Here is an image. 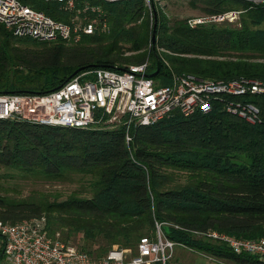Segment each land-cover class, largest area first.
Here are the masks:
<instances>
[{
  "label": "trees",
  "instance_id": "16d2710c",
  "mask_svg": "<svg viewBox=\"0 0 264 264\" xmlns=\"http://www.w3.org/2000/svg\"><path fill=\"white\" fill-rule=\"evenodd\" d=\"M199 1L209 14L239 10L236 24L192 27L187 19L169 24L161 6L152 3L150 13L144 0H88L101 7L109 31L82 33L76 42L17 37L0 24V93H46L80 72L121 70L145 57L149 72L160 62L153 78L162 85L170 83L171 70L264 80V4ZM23 2L63 22L73 15L57 1ZM129 51L140 54L125 55ZM247 100L258 106L260 121L250 123L221 108L188 117L175 113L131 128L128 145L123 127L83 129L0 118V166L20 176L68 182L88 177L85 196L48 202L43 194L36 197L38 191L18 200L0 195V219L16 223L45 214L50 233L62 229L68 243L78 238L77 247L92 258L114 247L133 249L140 237L154 235L156 221H167L182 227L162 226L174 242L231 264H264L192 232L210 228L241 238L264 236V95Z\"/></svg>",
  "mask_w": 264,
  "mask_h": 264
},
{
  "label": "built area",
  "instance_id": "2783aa9c",
  "mask_svg": "<svg viewBox=\"0 0 264 264\" xmlns=\"http://www.w3.org/2000/svg\"><path fill=\"white\" fill-rule=\"evenodd\" d=\"M43 1H57L60 8L73 12L69 22L56 20L23 0H0V24L17 37L39 41L76 42L82 33L109 31L99 5L89 4L88 0H81V7L76 6L79 0ZM247 1L264 4V0ZM157 2L144 0L150 13L152 3ZM88 11L96 15H82ZM239 12L229 10L188 22H221L226 17L237 18ZM148 67L147 61L128 64L121 70L100 67L80 72L46 93H0V118L83 129L123 127L127 145L131 128L175 113L188 117L221 108L250 123L260 121L258 106L247 97L264 95V80L244 76L213 79L171 72L170 83L162 85L160 79L146 75ZM192 232L225 244L235 254H250L264 262V236L241 238L210 228ZM178 244L156 225L153 236L139 238L135 253L131 248L114 247L105 256L92 258L79 247L62 241L58 232L50 233L43 215L16 223L0 219V264H165Z\"/></svg>",
  "mask_w": 264,
  "mask_h": 264
},
{
  "label": "rangeland",
  "instance_id": "374dc122",
  "mask_svg": "<svg viewBox=\"0 0 264 264\" xmlns=\"http://www.w3.org/2000/svg\"><path fill=\"white\" fill-rule=\"evenodd\" d=\"M157 4L162 7L163 14L168 19L169 24H171L174 20H179V19L180 20L187 19V23L190 24L188 20L192 18H198V17L206 18L207 16L211 15L209 13H205V11H202L201 9L202 5L199 0H158ZM228 18H231V17H226L223 20H221V22L235 25L238 20L237 19L238 16L237 18L235 17L233 19H228ZM204 22L206 23V22H215V21L206 20L203 22H196L195 24H190V25L193 27V26H196L197 24L204 23ZM221 22H216V23H221ZM139 52L140 51H129V52H126L125 55L138 56L140 54ZM157 52L162 55L169 54L163 48H157ZM172 55H175V54H172ZM143 61H147L150 63V59L148 57H145ZM128 64H131V63H128ZM171 72L178 73V72H175L174 70L173 71L171 70ZM181 73H185V72H181ZM101 128L111 129L112 127L108 126V127H101ZM18 174L19 173L15 169H10V168H5V167L0 166V195H5L9 199L18 200V199L30 197L29 196L30 193L34 191H38V193L35 192V194H37L36 197H39L40 196L39 194H43L46 196V199L48 200V202L63 200L67 196L73 195V194L80 195V196L88 195L87 193H85L86 179H88L87 176H85V178L82 181L80 180V182H76V181L68 182V181L57 180V179H44V178L36 177V176H32V177L20 176ZM75 178L76 176H74V179ZM43 216H45V214H43ZM156 225H160L161 230H162V226H175V225L179 226L178 224L167 222V221H162V222L156 221L154 223V226H155L154 228H156ZM55 232H58L59 238L62 241H64L62 239L64 237L62 234L63 230L56 229L54 230V233ZM195 236L203 240L207 239L214 243V241L207 238L205 235L195 234ZM69 242L77 246L78 238L76 240L70 239ZM175 248H180L184 250L191 249L187 247L186 245H182V244L176 245L174 247L172 256L166 261L165 264H171L170 262L174 260L173 258L175 256ZM131 250H132V253H135L134 248L133 249L131 248ZM192 250L202 255H205L204 253L198 250H195V249H192Z\"/></svg>",
  "mask_w": 264,
  "mask_h": 264
},
{
  "label": "crops",
  "instance_id": "0c3cea01",
  "mask_svg": "<svg viewBox=\"0 0 264 264\" xmlns=\"http://www.w3.org/2000/svg\"><path fill=\"white\" fill-rule=\"evenodd\" d=\"M174 260L171 264H231L222 258L202 255L192 249L184 250L175 248Z\"/></svg>",
  "mask_w": 264,
  "mask_h": 264
},
{
  "label": "water",
  "instance_id": "95a60500",
  "mask_svg": "<svg viewBox=\"0 0 264 264\" xmlns=\"http://www.w3.org/2000/svg\"><path fill=\"white\" fill-rule=\"evenodd\" d=\"M154 39H155V32L153 30L152 33H151V40L154 41ZM159 70H160V62H157L156 69L153 72L147 73L146 75L149 76V77H153V76L157 75ZM77 71L78 70L74 71V73H76Z\"/></svg>",
  "mask_w": 264,
  "mask_h": 264
}]
</instances>
